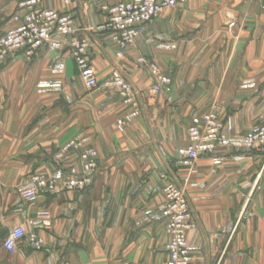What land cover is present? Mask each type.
Listing matches in <instances>:
<instances>
[{"label": "crops", "instance_id": "crops-1", "mask_svg": "<svg viewBox=\"0 0 264 264\" xmlns=\"http://www.w3.org/2000/svg\"><path fill=\"white\" fill-rule=\"evenodd\" d=\"M21 0H0V34L27 10ZM140 0H44L40 7L70 14L104 82L119 69L140 92V118L123 130L130 108L118 91H89L69 47L13 52L0 68V264H166L169 237L163 219L167 178L184 187L198 218L187 233L192 264H264V152L223 149L193 166L177 156L188 131L216 111L232 122L231 137H245L264 116V0H185L140 29L119 59L118 45L99 31L105 3ZM144 58L171 80L154 94ZM73 140L81 150L57 163ZM93 149L99 168L84 191L62 188L66 170L81 168ZM33 175L59 181L30 205L21 191ZM23 227L42 247L25 241L15 255L4 249Z\"/></svg>", "mask_w": 264, "mask_h": 264}, {"label": "built area", "instance_id": "built-area-1", "mask_svg": "<svg viewBox=\"0 0 264 264\" xmlns=\"http://www.w3.org/2000/svg\"><path fill=\"white\" fill-rule=\"evenodd\" d=\"M44 0H21L19 8L27 10L22 16H15V26L0 34V68L7 61L11 53L25 51L27 57L43 47L60 50L63 45L59 37L69 39V47L75 59L80 77L89 91H97L101 87H112L129 112L118 121V128L123 130L133 120L141 117L139 103L140 92L128 81L126 75L119 69L112 73L110 79L100 82L96 69L89 58L90 41L78 36L75 20L70 14L40 7ZM104 1V0H103ZM185 0H140L139 2H122L117 4L105 3L102 11L107 15V21L99 31L109 33L118 45L117 57L123 59L125 50L133 45L140 34V29L167 9H174ZM138 63L142 69L149 70L154 79L152 92H170L171 80L147 59L141 58ZM232 122H223L216 111H212L203 118L201 127L193 126L188 131V144L177 151L179 159L193 166L203 157L212 156L223 149H232L241 153L253 151L264 152V116L245 137H231ZM82 144L73 140L64 145L54 155L57 163L62 162L65 155L72 150H81ZM79 165L66 170L62 188L68 191H84L94 182V174L99 168V155L93 149H85L78 159ZM59 181L42 175H33L29 186L21 191V198L30 205L39 201L40 192L57 193ZM164 206L162 216L165 220V230L169 237L166 250L168 259L166 264H192V254L189 249L187 233L198 228V218L194 213L185 189L172 178L166 179L163 190ZM25 241L30 247H42V240L38 235L28 234L23 227L11 231L4 241V249L11 255L18 251L19 243Z\"/></svg>", "mask_w": 264, "mask_h": 264}, {"label": "rangeland", "instance_id": "rangeland-1", "mask_svg": "<svg viewBox=\"0 0 264 264\" xmlns=\"http://www.w3.org/2000/svg\"><path fill=\"white\" fill-rule=\"evenodd\" d=\"M123 104V103H122ZM142 112V111H141ZM218 115V114H217ZM218 118L220 119V117L218 116ZM221 120V119H220ZM221 121H223V120H221ZM260 121V120H259ZM241 153V152H240ZM183 187V186H182ZM184 188V187H183Z\"/></svg>", "mask_w": 264, "mask_h": 264}, {"label": "water", "instance_id": "water-1", "mask_svg": "<svg viewBox=\"0 0 264 264\" xmlns=\"http://www.w3.org/2000/svg\"><path fill=\"white\" fill-rule=\"evenodd\" d=\"M87 1V0H86Z\"/></svg>", "mask_w": 264, "mask_h": 264}]
</instances>
